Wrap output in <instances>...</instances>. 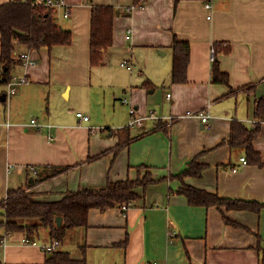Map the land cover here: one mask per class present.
<instances>
[{
    "label": "crops",
    "instance_id": "crops-1",
    "mask_svg": "<svg viewBox=\"0 0 264 264\" xmlns=\"http://www.w3.org/2000/svg\"><path fill=\"white\" fill-rule=\"evenodd\" d=\"M206 1L144 0L131 9L133 0H66L70 16L65 24L55 16L71 30V43L14 52L11 77L25 76L27 82L13 94L7 93L8 82L0 84V96L5 94L0 99V198L8 189L24 187L33 166H70L29 189L42 200L101 187L108 179H135L146 171L155 180L137 189L141 197L128 202L126 211L91 208L87 227L67 230L56 249L80 256L79 246L85 245L87 264H259L264 208L259 213L225 211L240 226L224 223L216 206L188 204L176 192L181 180L172 177L198 156L207 167L199 177H183L185 183L264 202V121L252 141L261 164H243L244 151L225 143L233 120L254 127V102L264 97V0H212L209 11ZM92 5L116 10L112 45L103 63L93 67ZM174 35L189 43L186 80L180 83L170 80ZM216 42L228 44L216 56L228 74L227 85L211 80ZM23 52L36 64H24ZM123 60L131 68L122 66ZM124 98L128 102L119 104ZM130 106L146 118L142 126L128 128L127 136H118L113 130L127 126ZM198 109L209 113L208 125L197 117L179 118ZM76 111L89 119H79ZM32 118L43 126L30 124ZM0 237L6 241L0 243V264L44 261L47 253L21 243L22 234L0 227ZM32 238L38 244L51 241L44 228Z\"/></svg>",
    "mask_w": 264,
    "mask_h": 264
},
{
    "label": "trees",
    "instance_id": "trees-1",
    "mask_svg": "<svg viewBox=\"0 0 264 264\" xmlns=\"http://www.w3.org/2000/svg\"><path fill=\"white\" fill-rule=\"evenodd\" d=\"M35 1L8 0L0 3V84H6L11 78V69L16 63L14 52L17 48L37 49L40 46L51 48L56 45H69L72 41L71 30L57 23L55 10L41 4H33ZM133 1L134 8L144 4V0ZM115 13V8L110 5L91 6L89 60L92 67L103 63L104 52L112 45ZM170 46L172 49L170 80L173 83L184 82L189 59V43L174 35ZM213 47L215 57L211 65V80L213 83L227 85L228 74L220 69L216 56L217 52L227 50L228 44L216 42ZM143 85L150 87L151 83L145 80ZM254 117V127H248L237 119L233 120L225 143L232 148L242 149L247 162L261 164L260 155L254 149L252 141L258 135L260 123L264 121L262 96L255 99ZM157 122L158 125L161 124V120ZM128 128L130 127L124 126L113 131L118 136L121 134L127 136ZM118 149H114L112 154L116 155ZM198 158V156L192 158L183 171L172 175L181 180V186L176 192L183 195L188 204L216 206L222 213L224 223L234 226L240 224L229 219L225 211L246 210L259 213L264 208V202L258 200L220 196L185 183L183 177H199L207 167ZM69 167L33 166L34 174L29 175L24 187L8 189L6 197L0 198V227H3L6 233H19L29 238L44 228L49 232L51 240L58 239L60 242L67 230L87 227L88 212L91 208L104 211L136 201L141 197L137 189L141 187L145 189L155 181L151 173L146 171L143 176L135 179L115 181L108 179L101 187L66 191L57 200L38 199L36 198L38 194L29 191L35 184L67 171ZM57 215L63 218L60 226L55 224ZM79 249L80 256H74L67 250L55 249L47 252L42 263L33 264H87L85 245H80ZM261 254L259 264H264V250Z\"/></svg>",
    "mask_w": 264,
    "mask_h": 264
},
{
    "label": "built area",
    "instance_id": "built-area-1",
    "mask_svg": "<svg viewBox=\"0 0 264 264\" xmlns=\"http://www.w3.org/2000/svg\"><path fill=\"white\" fill-rule=\"evenodd\" d=\"M33 4H41L43 6L51 7L55 10L56 15H61L63 18H68L70 16V8H69L68 4L66 3V0H36L35 2H33ZM131 8H134V7H131ZM204 8L208 11L211 10L212 0H207L206 2H204ZM210 17H211L210 15H207V18H210ZM20 57L24 60V64H26V65H35L36 64V61L34 59L30 58L28 52L21 53ZM214 57H215V50H214V47L212 46L211 54H210V58L212 61L214 60ZM121 65L124 67L131 68V66L127 60H123L121 62ZM26 82H27V79L25 76H17V75L12 76L10 78V80L8 81L7 93L8 94L15 93L17 85H20V84H23ZM170 95H171L170 93H167L166 97L170 98ZM121 101L123 103L128 102L127 99H125V98L122 99ZM75 115H76V117H78L79 119H82L84 121H87L89 119L88 115H86L80 111H76ZM129 115H130V117H129V121L127 124L128 127L142 126L143 120L146 118V116H139L137 114L135 108H133L132 106L129 107ZM148 117L154 118L153 115L148 116ZM185 117H197L200 119V121L203 124H207V125L209 124V119H210V115L205 109L188 111L185 114L181 115L179 118H185ZM167 119H168V124H170L173 121L172 116L167 117ZM30 124L35 126L37 129H39L43 126V124L39 123L35 118H32L30 120ZM240 161L243 164L247 163V160L245 157H240ZM232 170L235 171L236 168H232ZM128 206H129V203H124L120 206V209L122 211H126L128 209ZM20 241H21V243H24V244L38 245L39 248L46 253L55 250L56 247L60 243L58 239H52L49 243L38 244L33 238H29L25 235H22ZM0 243L2 245H5L6 244L5 239L0 237ZM153 264H159V263H153Z\"/></svg>",
    "mask_w": 264,
    "mask_h": 264
},
{
    "label": "rangeland",
    "instance_id": "rangeland-1",
    "mask_svg": "<svg viewBox=\"0 0 264 264\" xmlns=\"http://www.w3.org/2000/svg\"><path fill=\"white\" fill-rule=\"evenodd\" d=\"M66 18H63V17H61V15L60 16H58V21H60L61 23H63V24H65V20ZM109 76V75H108ZM109 77H111V75L109 76ZM0 87L1 88H3V86L2 85H0ZM105 91H106V89H104ZM111 91V89L109 88L108 90H107V93L108 92H110ZM103 93V91H101V90H99V93L98 94H102ZM94 95V94H93ZM95 95H96V93H95ZM114 102H116V101H114ZM118 102H119V104L121 103V100L119 99L118 100ZM125 105V104H124ZM128 111H129V109H128ZM129 117H130V115H129V113H128V121H129ZM128 123V122H127ZM126 123V124H127ZM121 127V126H120ZM137 127V126H136ZM112 130V129H111ZM108 132H109V130H108ZM59 249V248H58ZM72 253L73 254H76V255H78V253H77V250H72Z\"/></svg>",
    "mask_w": 264,
    "mask_h": 264
},
{
    "label": "water",
    "instance_id": "water-1",
    "mask_svg": "<svg viewBox=\"0 0 264 264\" xmlns=\"http://www.w3.org/2000/svg\"><path fill=\"white\" fill-rule=\"evenodd\" d=\"M0 99L1 100L5 99V94L4 93L1 94ZM62 220H63L62 216L61 215H57L56 218H55L56 226H60L62 224Z\"/></svg>",
    "mask_w": 264,
    "mask_h": 264
}]
</instances>
